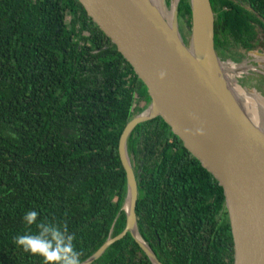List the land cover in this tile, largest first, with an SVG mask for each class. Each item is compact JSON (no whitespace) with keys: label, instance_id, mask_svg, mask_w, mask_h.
Returning <instances> with one entry per match:
<instances>
[{"label":"trees","instance_id":"16d2710c","mask_svg":"<svg viewBox=\"0 0 264 264\" xmlns=\"http://www.w3.org/2000/svg\"><path fill=\"white\" fill-rule=\"evenodd\" d=\"M209 2L217 56L243 61L264 35V0ZM177 19L189 32V0L178 1ZM149 103L77 0H0V264H42L13 241L29 231V210L66 226L81 263L124 230L118 140ZM126 151L137 231L156 259L232 264L222 188L168 125L160 117L137 125ZM91 264L151 263L127 233Z\"/></svg>","mask_w":264,"mask_h":264},{"label":"water","instance_id":"95a60500","mask_svg":"<svg viewBox=\"0 0 264 264\" xmlns=\"http://www.w3.org/2000/svg\"><path fill=\"white\" fill-rule=\"evenodd\" d=\"M77 1L131 66L150 99L148 107L125 125L118 140L126 178L121 208L125 228L81 264H91L127 233L151 264H161L137 231V186L126 151L133 129L156 117L222 188L233 244L232 264H264V122L259 117L260 123H253L227 88L224 71L238 64L217 56L209 0H189L190 47L178 31L179 0L171 2L170 13L165 0L160 9L150 0ZM242 90L248 96L251 93ZM253 96L250 98L264 113V101Z\"/></svg>","mask_w":264,"mask_h":264},{"label":"clouds","instance_id":"9594fccd","mask_svg":"<svg viewBox=\"0 0 264 264\" xmlns=\"http://www.w3.org/2000/svg\"><path fill=\"white\" fill-rule=\"evenodd\" d=\"M38 216L36 210L24 213L22 219L29 231L15 236L14 244L25 253L40 257L42 264H81L74 245L75 237L68 234L66 226L38 221Z\"/></svg>","mask_w":264,"mask_h":264},{"label":"rangeland","instance_id":"374dc122","mask_svg":"<svg viewBox=\"0 0 264 264\" xmlns=\"http://www.w3.org/2000/svg\"><path fill=\"white\" fill-rule=\"evenodd\" d=\"M173 1H175V0H171V1L169 0V3H167L166 0H165V3H166V6L165 7H166L168 13H170V11H171V2L173 3ZM167 17H170V15L168 14ZM177 22H178V19H177ZM178 31H179V33H180V35H181L184 43L188 47H190V37H191V35H190V29H189V32H188L187 29H185L184 26H180L179 25V22H178ZM261 38L264 39V36L261 37ZM260 45H261V47H260ZM256 53L258 55L255 56V59H251V61L254 64H256L258 62L260 64V66L263 67V63H260V61H262V59H264V43L259 44V49H258V51H256ZM258 60H260V61H258ZM227 61H229V60H227ZM227 61L225 60L224 62H227ZM232 63L238 64L239 66H241V65H244L245 66V64H246V62H232ZM248 63L249 62H247V64ZM257 69H259V68H257ZM241 74H243L242 71H241ZM239 75H240V71H237V74L235 76V81H236L237 85L240 86L242 89H244L246 92H248V93L251 92V93H249V97L252 96L254 98L253 95H256L260 100H263L264 101V95L262 93H260L261 92L260 87L257 86V84H256V82L254 80L253 75L245 76V77L243 75H241V78L238 77ZM252 91H255L256 93L255 92H252ZM256 100L258 102H261L257 98H256ZM259 104L261 105V103H259ZM258 115H259L261 121L264 122V113L261 111L260 108H258Z\"/></svg>","mask_w":264,"mask_h":264},{"label":"bare ground","instance_id":"6f19581e","mask_svg":"<svg viewBox=\"0 0 264 264\" xmlns=\"http://www.w3.org/2000/svg\"><path fill=\"white\" fill-rule=\"evenodd\" d=\"M155 7L160 9L162 0H150ZM166 16L167 12H164ZM195 44V43H194ZM196 46V45H195ZM198 54V51H197ZM227 61V60H226ZM250 68L242 67L238 68V66H230L229 71H224V77L226 81L227 88L229 92L233 95V97L237 100L239 106L242 108L247 117L255 124H259V115H258V106L253 98H250L247 93H245L242 89L239 88L235 81V76L237 71L245 72ZM126 204V209H127Z\"/></svg>","mask_w":264,"mask_h":264},{"label":"flooded vegetation","instance_id":"af4514ba","mask_svg":"<svg viewBox=\"0 0 264 264\" xmlns=\"http://www.w3.org/2000/svg\"><path fill=\"white\" fill-rule=\"evenodd\" d=\"M181 24H182V23H181ZM182 25L184 26V24H182ZM263 36H264V35L260 34V36H259V41H258V43H257V47H256L255 50L245 52V55H244L245 58H244V60L241 61V62H246V64H245V66L242 65V67H246V68H250V69L247 70V71H245V72H243V74L240 73V75H239L238 77L241 78V75H243L244 77H245V76L253 75L254 80H255L257 86L260 87V90H261L260 93H262V94L264 95V59H262V61L258 60V61H260V63H263V67L260 66V64H259L258 62H257L258 64H257V63L254 64V63L251 61V59H255V56L258 55V54L256 53V51H258V49H259V44L264 43V39L261 38V37H263ZM260 47H261V45H260ZM256 60H257V59H256ZM247 62H249V63L247 64ZM250 62H251V63H250ZM257 68H259V69H257ZM262 83H263V84H262Z\"/></svg>","mask_w":264,"mask_h":264},{"label":"built area","instance_id":"2783aa9c","mask_svg":"<svg viewBox=\"0 0 264 264\" xmlns=\"http://www.w3.org/2000/svg\"><path fill=\"white\" fill-rule=\"evenodd\" d=\"M235 66H238V68H241L242 65H241V66H239V65H235ZM240 73H241V71H240Z\"/></svg>","mask_w":264,"mask_h":264}]
</instances>
